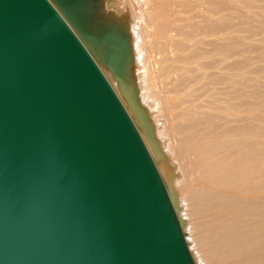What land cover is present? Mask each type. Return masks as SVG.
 <instances>
[{
  "label": "water",
  "instance_id": "water-1",
  "mask_svg": "<svg viewBox=\"0 0 264 264\" xmlns=\"http://www.w3.org/2000/svg\"><path fill=\"white\" fill-rule=\"evenodd\" d=\"M133 60L104 0H0V264H196Z\"/></svg>",
  "mask_w": 264,
  "mask_h": 264
},
{
  "label": "bare ground",
  "instance_id": "bare-ground-1",
  "mask_svg": "<svg viewBox=\"0 0 264 264\" xmlns=\"http://www.w3.org/2000/svg\"><path fill=\"white\" fill-rule=\"evenodd\" d=\"M121 1L125 2L124 6L128 3L130 14L134 15L130 23L131 16L126 8L127 13L124 14L128 18L134 56L132 75L139 102L149 117L152 102L142 89H152L154 97L161 101L163 110L174 125L172 129L179 139L178 151L188 156L189 174L194 179L189 188L192 189L191 212L197 218L194 227V239L198 245L196 259L200 264H264V130L259 129L260 123L264 125V112L255 110L252 102L246 99L256 96L258 101H263L261 94L257 91L255 94L241 83L244 81L239 79L234 63L222 65L216 60L203 63L201 58L207 57L208 52L196 51L197 47L187 52V45L184 44L201 35L202 30L199 32L193 28L196 33L181 41L167 36L166 41L170 39L169 42L158 46L152 58L139 54L133 25L136 22L145 25L146 20L150 22L146 13L157 11L163 1L165 8L172 10L180 1L187 0H104L106 10L115 12ZM195 3L207 8L204 0H195ZM177 16L184 18L186 12L179 11ZM130 24L132 27L129 28ZM177 32L180 33V30ZM214 48L210 52H214ZM160 55L167 59L164 66L160 64ZM179 73H189V76H178ZM211 75L215 78L211 86L215 93L205 94L204 88H196V85ZM106 76L134 122L126 95L111 72H106ZM178 77L180 80L176 88L172 83L177 82ZM182 93L184 96L180 97ZM149 120L152 124L150 117ZM256 123L258 128L252 129ZM136 128L165 182L168 184L171 180L173 191L174 188L178 191L176 168L172 163L175 161L173 158L169 160L163 141L159 139V142L155 137L164 152V158L157 160L143 129L138 125ZM153 133L155 136L154 128ZM178 201L176 198L177 206ZM182 210L179 212L178 209L180 217Z\"/></svg>",
  "mask_w": 264,
  "mask_h": 264
},
{
  "label": "rangeland",
  "instance_id": "rangeland-1",
  "mask_svg": "<svg viewBox=\"0 0 264 264\" xmlns=\"http://www.w3.org/2000/svg\"><path fill=\"white\" fill-rule=\"evenodd\" d=\"M124 3L122 2L116 6L115 13L122 15L127 8L129 16H131L129 17L131 23L134 15L132 17L130 14L128 3L126 2L125 6ZM204 5L207 6L206 9L205 6H197L195 0L180 1L178 5L170 10L165 8V1H163L157 11L150 10L146 13V19L148 18L150 22L146 20L145 25H142L141 22H136L133 25L139 54H147V58H152V54L156 53L158 46L161 47L162 43H168L170 39L181 41L186 36L192 37L196 33L193 28L199 32L202 30L201 35L192 37L193 40L189 44H184L187 45V52H191L197 47L196 51L208 52L207 57L201 58L203 63L210 62V60H216L222 65L230 62L234 63L236 72L239 73V79L244 81L241 83L245 84V87L249 90L254 91L255 94L256 91L259 92L263 101H258L256 96L246 97V99L252 102L255 110L264 112V0H204ZM179 11L186 12V16L184 18L177 16ZM130 27H132L131 24ZM178 30H180V33L177 32ZM174 34H179L182 37L180 38ZM167 36L170 37L168 41H166ZM215 40L216 42L213 43ZM213 47H215L214 52H210ZM159 61L162 65L167 62V59L160 55ZM147 67L149 68V64H147ZM242 74L245 75L242 77ZM178 76L186 77L189 76V73H182V75L179 73ZM244 78H247V80L245 81ZM171 80L173 82L174 79L171 78ZM179 80L178 77V81L172 83L175 84L176 88H178ZM214 82V75H211L196 85V88L202 86L205 94H214L215 90L211 88ZM142 90L152 102L149 106V111H152V114L150 112L149 117L152 119V125L156 133L155 137L158 141L159 139L163 141L169 160L172 161L173 158L175 161V163H172L175 164L176 169L174 171L176 180L179 183V190L177 191L174 188V194L179 199V206H177L179 212L183 209L181 211V218L184 223L182 229L185 232L188 245L191 247V253L195 257L198 245L196 239H194L196 230L194 227H196L197 218L192 213L193 205H190L192 204V189L189 186L194 182V179L189 174L188 156L187 154L184 156V153L178 151L180 149L179 139L172 129L174 125L169 115L162 108L161 101L154 97L155 94L149 87H144ZM158 91L161 92V90ZM175 93L177 92L175 91ZM183 96L184 93L180 97ZM256 127L258 128L257 123L252 126V129ZM259 129L264 130L262 123H260ZM194 260L196 264H200L196 257Z\"/></svg>",
  "mask_w": 264,
  "mask_h": 264
}]
</instances>
